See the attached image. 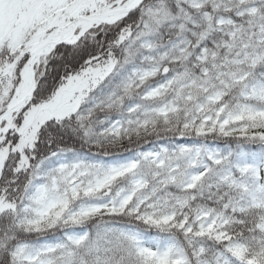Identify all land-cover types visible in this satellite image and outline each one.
<instances>
[{
	"label": "snow or ice",
	"instance_id": "6c2138e0",
	"mask_svg": "<svg viewBox=\"0 0 264 264\" xmlns=\"http://www.w3.org/2000/svg\"><path fill=\"white\" fill-rule=\"evenodd\" d=\"M0 264H264V0H0Z\"/></svg>",
	"mask_w": 264,
	"mask_h": 264
}]
</instances>
